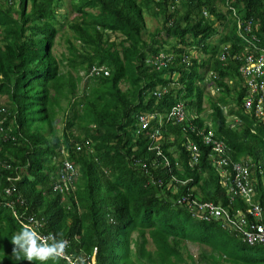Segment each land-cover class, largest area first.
<instances>
[{
	"label": "trees",
	"instance_id": "trees-1",
	"mask_svg": "<svg viewBox=\"0 0 264 264\" xmlns=\"http://www.w3.org/2000/svg\"><path fill=\"white\" fill-rule=\"evenodd\" d=\"M67 1L0 0V96L7 98L0 102V264H16L11 237L29 218L43 232L62 233L70 253L96 249L95 264H264V246L175 202L190 196L247 209L241 195L230 199L210 164L211 144L199 131L211 130L231 161H248L251 202L264 222V120L243 108L239 62L218 58L239 38L231 11L217 7L231 4L252 18L264 47V0ZM68 4L76 18L61 35L66 52L56 56L65 28L59 9ZM146 16L159 26L147 31ZM162 53L165 65H146ZM178 102L192 120L162 123L158 156L137 116ZM189 142L197 145L196 163ZM173 176L178 182L167 186ZM186 242L210 250L201 247L195 258Z\"/></svg>",
	"mask_w": 264,
	"mask_h": 264
},
{
	"label": "built area",
	"instance_id": "built-area-1",
	"mask_svg": "<svg viewBox=\"0 0 264 264\" xmlns=\"http://www.w3.org/2000/svg\"><path fill=\"white\" fill-rule=\"evenodd\" d=\"M228 0H226V3ZM229 9V14L235 21V31L239 38L238 41L230 44V42L223 45L218 57L220 61L238 60L240 62L237 73L243 82L245 93L243 95V108L246 111L252 112L259 119L264 120V47L258 42V37L255 33L257 26L254 24L252 18H242L238 15L236 8L231 4L227 5L226 10ZM203 15H207V10L202 11ZM255 27V28H254ZM192 55V51H190ZM189 58V57H186ZM155 68L160 65H165L168 61L163 54L155 57L154 61H149ZM97 73V71H95ZM165 91V90H163ZM162 91H157L155 94L160 96ZM228 117V116H227ZM138 123L142 129L148 130V138L151 139V149H156L158 153V146L154 142L158 140L160 134V127L163 122H190L192 117L189 114V109L186 108L183 102L173 104L169 110L165 112L143 113L137 117ZM240 123L239 119H235V123ZM195 125L191 124L190 129H194ZM196 129V128H195ZM205 143L211 144V153L209 160L213 166L224 186H227L230 199L239 194L245 202L248 203L247 209L230 210L228 207L222 205L221 201L213 202L210 200H199L190 196H181L176 198V203H185L191 212L192 217L201 219L202 221H216L223 229L234 231L239 234L242 242L253 246L256 244L264 246V222L262 219V209L258 204L251 202L252 189L249 180L248 163L245 161H231L227 156L229 150L225 143L216 140L213 137L211 130L206 132L199 131ZM190 151V162L196 163L198 160V148L196 145L190 143L187 145ZM166 164L168 161L166 159ZM64 168L72 174L75 171L74 166L68 162H64ZM231 170L232 176L229 171ZM171 181H176L175 177ZM159 184H162L161 182ZM55 189L60 188L56 184ZM9 192V190H6ZM10 204H14L11 202ZM9 204V205H10ZM30 221V218H29ZM42 223L32 224L36 231L42 236H48L49 232L40 230ZM66 247L65 257L62 258L70 264L75 261L77 257L83 256L86 264H95L96 249L91 254L70 253L69 240Z\"/></svg>",
	"mask_w": 264,
	"mask_h": 264
},
{
	"label": "clouds",
	"instance_id": "clouds-1",
	"mask_svg": "<svg viewBox=\"0 0 264 264\" xmlns=\"http://www.w3.org/2000/svg\"><path fill=\"white\" fill-rule=\"evenodd\" d=\"M2 121L3 118L0 120V123ZM34 223H36L35 219L30 218V223L24 224L21 230L11 237L13 245L12 260L16 264H19L22 260L27 261L28 264H33L36 261L39 264H47L49 260L55 261L64 258L68 241L62 238L63 234L42 236L31 226ZM57 235L61 238L58 239ZM70 264H86V260L83 256H80L75 261L70 262Z\"/></svg>",
	"mask_w": 264,
	"mask_h": 264
},
{
	"label": "rangeland",
	"instance_id": "rangeland-1",
	"mask_svg": "<svg viewBox=\"0 0 264 264\" xmlns=\"http://www.w3.org/2000/svg\"><path fill=\"white\" fill-rule=\"evenodd\" d=\"M65 1L68 2L67 0H65ZM15 6H17V4H15ZM217 7H218V10H220V11H226L227 12V10H226L227 4H222L220 2ZM59 10H60V14L58 15V18L60 20H62L63 22L65 21V23H64V27L65 28L64 29H61V32L57 35V37L55 39V42H54V45H53V52H54V54L56 56H59L61 52H66V46H65L66 43L64 41V37L65 36H61V35H64L62 32L68 27L67 24L69 22H71L74 18H76V12H73V13L70 12L71 11V7L69 6V4L68 5H63ZM207 16H209V13L208 12H207ZM158 21L159 20H156V19H154L152 17L146 16V26H147L146 29H147V31H149V30L152 31L154 28H156L157 26H159V22ZM221 26L222 25L220 23H218V27H219L218 30H220V32H222L224 30L223 29L224 27L221 29ZM109 33L111 34L110 31H109ZM145 33H144V37H145ZM217 37H218L217 34L214 35L212 40L213 41L216 40ZM114 38H115V35H111V39L114 40ZM196 56L197 57L198 56L204 57L202 54L200 55V53L197 54ZM147 63L148 62H146V65H149L150 64V63H148V64ZM106 73H108V72H106ZM209 77L215 78L216 77V72L214 70H210L209 71ZM83 82L84 81H82V83ZM210 93H212L211 94L212 96H214V97L216 96V93L215 92H211L210 91ZM6 99H7L6 97L0 96V102H5ZM210 111H211L210 109H207L205 111V114L209 113ZM189 114L192 117L193 113L190 110H189ZM61 115L62 114L60 113L57 116V119H58L57 120V125L58 126H60V120L59 119H60ZM235 119H236L235 116H233L232 114H229L228 121L230 120L231 123H234ZM190 143H192V142H189V144ZM192 144H194V143H192ZM148 245L151 248V244H148ZM201 247L210 250V248H208L207 246H200L198 244H193V243H190V242H186V251L189 252L190 254H192L193 257H195V258L198 256L199 252L201 251ZM184 255H186V252L184 253Z\"/></svg>",
	"mask_w": 264,
	"mask_h": 264
},
{
	"label": "bare ground",
	"instance_id": "bare-ground-1",
	"mask_svg": "<svg viewBox=\"0 0 264 264\" xmlns=\"http://www.w3.org/2000/svg\"><path fill=\"white\" fill-rule=\"evenodd\" d=\"M236 11H237V10H236ZM162 54H163L164 56H167V54H164V53H162ZM212 133H213V131H212ZM213 137H214V133H213ZM159 139H160V137L158 138L157 141L154 142V145L158 146L157 143H158ZM151 144H152V142H151V139H150V146H151ZM194 145H196V144H194ZM150 146H149V150H154L158 156H163L162 150H161V148H160L159 146H158V149H159V152H160V153H158L156 149H151ZM196 147H197V145H196ZM165 161H166V160H165ZM167 161H168V165H169V160H168V158H167ZM241 161H245V160H241ZM245 162L248 163V161H245ZM229 170H230V169H229ZM248 170H249V167H248ZM229 173L232 174L231 170L229 171ZM230 176H231V175H230ZM173 177H175V176H173ZM175 178H176V177H175ZM249 180H250V171H249ZM171 182H172V181H170V183H169V184H166V185H167V186L170 185ZM173 182H174V181H173ZM175 182H178V179H177V178H176V181H175ZM60 188H61V186H60ZM60 188H57V189H60ZM12 189H13V188H8V189H6V190H9V192H6L7 195H10V194H11ZM54 189H55V188H54ZM178 198H179V197H178ZM199 200H200V199H199Z\"/></svg>",
	"mask_w": 264,
	"mask_h": 264
},
{
	"label": "crops",
	"instance_id": "crops-1",
	"mask_svg": "<svg viewBox=\"0 0 264 264\" xmlns=\"http://www.w3.org/2000/svg\"><path fill=\"white\" fill-rule=\"evenodd\" d=\"M13 1V0H12ZM204 57H205V54H202ZM204 57H202V58H204ZM232 62H236V63H238L239 61L238 60H231ZM223 62V61H222ZM239 64H240V62H239ZM208 75H209V72H208ZM236 118V117H235ZM7 196H9V195H7ZM6 197V196H5ZM13 201V200H12Z\"/></svg>",
	"mask_w": 264,
	"mask_h": 264
}]
</instances>
